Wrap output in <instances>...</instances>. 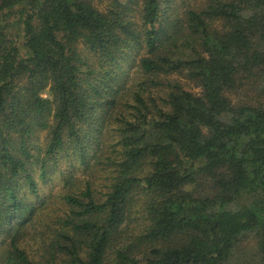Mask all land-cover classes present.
Wrapping results in <instances>:
<instances>
[{"label":"trees","instance_id":"obj_1","mask_svg":"<svg viewBox=\"0 0 264 264\" xmlns=\"http://www.w3.org/2000/svg\"><path fill=\"white\" fill-rule=\"evenodd\" d=\"M0 264H264V0H0Z\"/></svg>","mask_w":264,"mask_h":264},{"label":"rangeland","instance_id":"obj_2","mask_svg":"<svg viewBox=\"0 0 264 264\" xmlns=\"http://www.w3.org/2000/svg\"><path fill=\"white\" fill-rule=\"evenodd\" d=\"M93 3L96 7H98L99 9H104L106 7V5L108 4V0H93ZM175 78H179V80L185 85L186 89L193 91V92H197L198 90L195 89L191 84L185 82L182 78L180 77H175ZM185 82V83H184ZM43 140V135L41 136V141ZM42 143V142H41ZM65 168V167H63ZM75 177H77L78 179H85L86 178V174L84 172H81V170H77ZM56 187V186H55ZM48 190H50V188L44 189V193H47Z\"/></svg>","mask_w":264,"mask_h":264}]
</instances>
